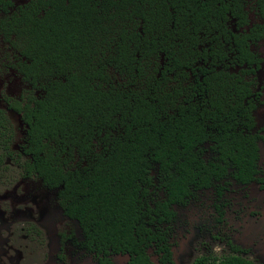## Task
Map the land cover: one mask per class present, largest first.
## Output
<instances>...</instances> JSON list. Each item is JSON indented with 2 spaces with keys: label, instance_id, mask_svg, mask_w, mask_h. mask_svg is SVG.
Wrapping results in <instances>:
<instances>
[{
  "label": "trees",
  "instance_id": "trees-1",
  "mask_svg": "<svg viewBox=\"0 0 264 264\" xmlns=\"http://www.w3.org/2000/svg\"><path fill=\"white\" fill-rule=\"evenodd\" d=\"M256 1L264 16V0ZM7 5L0 33L30 85L10 104L28 125L26 163L62 185L65 205L97 242L140 254L131 247L141 241L130 238L147 227L143 214L170 212L210 183L212 161L201 152L207 138L253 168L257 146L243 133L252 113L241 90L253 85L260 59L249 46L264 28L249 25L242 0ZM235 64L239 69L228 72ZM217 123L222 135L208 137L205 126ZM205 259L255 264L238 256Z\"/></svg>",
  "mask_w": 264,
  "mask_h": 264
},
{
  "label": "flooded vegetation",
  "instance_id": "flooded-vegetation-1",
  "mask_svg": "<svg viewBox=\"0 0 264 264\" xmlns=\"http://www.w3.org/2000/svg\"><path fill=\"white\" fill-rule=\"evenodd\" d=\"M12 1L19 5L26 0ZM242 5L249 25L264 28V16L256 14L263 9L262 4L242 0ZM8 8L7 0L0 1V18ZM263 41L264 29L249 46L260 59L250 76L253 85L251 90L250 85L248 90H241L243 105L252 113L250 129L243 133L254 138L257 146L253 168L236 163L231 148L207 138L201 152L212 161L210 183L195 187L182 202L173 203L170 212L144 213L147 227L139 230L140 237L130 238L141 241L131 247H138V254L97 242L85 222L65 205L62 185L43 179L26 163L31 157L25 153L28 125L10 104L30 85L12 66L14 54L0 33V264H219V260L205 259L210 254L264 264V76L260 75L264 73V58L257 49ZM238 69L237 64L231 65L228 72ZM246 79L247 85L248 76ZM11 84H17L15 92L10 91ZM208 101L203 103L207 105ZM213 103L220 107L224 104ZM226 117L231 119L230 108ZM208 132L219 137L221 125L205 126ZM230 132L228 122L225 136ZM216 244L224 251L218 253Z\"/></svg>",
  "mask_w": 264,
  "mask_h": 264
},
{
  "label": "rangeland",
  "instance_id": "rangeland-1",
  "mask_svg": "<svg viewBox=\"0 0 264 264\" xmlns=\"http://www.w3.org/2000/svg\"><path fill=\"white\" fill-rule=\"evenodd\" d=\"M257 49L260 51V53H261V55L263 56V58H264V41L263 42H261V44L257 47ZM261 71H264V64H263V69L261 70ZM261 77H263L264 76V73L263 72H261ZM16 85L17 84H11L10 85V91L11 92H15L16 91V89H17V87H16ZM190 207H192V206H190ZM190 207H189V209H190ZM192 209V208H191ZM190 209V210H191ZM196 213V209H195V211H194V214ZM216 251L218 252V253H221L222 251H224L223 250V247H222V245H220V244H216ZM219 248V249H218ZM225 248V247H224ZM255 254H257L256 256L259 258V259H257V260H259L261 263H263L262 262V260H261V258H260V256L261 255H259V253L258 252H255ZM251 258H254V256H252V255H249Z\"/></svg>",
  "mask_w": 264,
  "mask_h": 264
}]
</instances>
